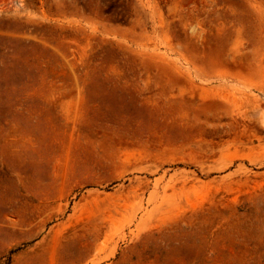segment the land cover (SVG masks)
Returning a JSON list of instances; mask_svg holds the SVG:
<instances>
[{
	"label": "rangeland",
	"instance_id": "obj_1",
	"mask_svg": "<svg viewBox=\"0 0 264 264\" xmlns=\"http://www.w3.org/2000/svg\"><path fill=\"white\" fill-rule=\"evenodd\" d=\"M0 264H264V0H0Z\"/></svg>",
	"mask_w": 264,
	"mask_h": 264
}]
</instances>
